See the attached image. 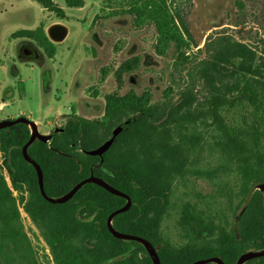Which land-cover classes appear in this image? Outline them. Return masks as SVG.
<instances>
[{
  "label": "trees",
  "instance_id": "obj_1",
  "mask_svg": "<svg viewBox=\"0 0 264 264\" xmlns=\"http://www.w3.org/2000/svg\"><path fill=\"white\" fill-rule=\"evenodd\" d=\"M33 1L64 18L63 9L53 0ZM63 1L69 8L83 6V0ZM139 3L132 2L129 11L136 22L155 24L158 52L164 53L173 43L177 60L186 61L181 50L189 46L183 38L188 32L179 15L168 10L166 0ZM12 37L29 40L47 58L54 57L55 44L41 25L18 30ZM204 46L206 57L186 72L190 81L175 100L150 103L147 95L134 92L108 94L101 119L69 114L62 131L51 132L50 141L35 140L27 149L41 168L44 191L50 197L65 194L90 174L128 195L129 209L115 215L112 226L148 240L160 264H191L208 257L236 264L242 253L264 248V60L251 46L226 34L208 38ZM136 62L127 60L120 69L130 71ZM194 78L202 84L203 100L196 94ZM236 107L242 110L240 121L224 114ZM118 125L123 130L102 160L84 152L108 139ZM207 131L214 132L210 147L222 155L220 170H232L239 179L235 221L218 223L185 204L179 224L205 238L175 247L163 238L161 223L172 187L188 172L193 164L190 157L195 158L205 143L203 132ZM29 134L22 123L0 129V264H37L9 185L18 193L55 264H153L141 244L119 240L107 229V216L125 204L124 198L92 183L64 203L42 197L36 171L22 155ZM215 171L196 172L211 177ZM244 264H264V256Z\"/></svg>",
  "mask_w": 264,
  "mask_h": 264
},
{
  "label": "rangeland",
  "instance_id": "obj_2",
  "mask_svg": "<svg viewBox=\"0 0 264 264\" xmlns=\"http://www.w3.org/2000/svg\"><path fill=\"white\" fill-rule=\"evenodd\" d=\"M136 1L83 0L78 9L66 7L63 0H53L63 8L64 18H60L33 0H0V103H6L0 110V120L23 116L35 122L40 133L49 134L63 126L69 114L101 119L108 94L124 96L134 92L147 95L150 103L175 100L190 81L186 72L206 57L204 44L217 34L248 44L264 60V0H166L168 10L179 15L188 32L183 38L189 46L181 50L186 61L177 60L178 51L173 43L164 53L158 52L155 24H140L129 11ZM56 21L68 27V35L55 43L51 59L31 41L12 37L18 30H34ZM22 49L33 50L35 55L23 54ZM134 58L137 62L133 69H120ZM194 82L196 94L203 100L202 84L196 78ZM241 112L236 107L224 114L240 121ZM213 135V131L203 132L205 143L196 151L195 158L190 157L193 164L188 172L172 187L161 233L175 247L192 239L199 243L205 238L191 232L190 226L179 224L185 204L216 218L218 223L225 219L229 223L235 221L239 179L232 170H220L223 158L210 147ZM206 168H215L216 174L207 177L196 172ZM3 174L9 183L4 170ZM9 187L16 197L20 220L37 264H55L19 202L18 193Z\"/></svg>",
  "mask_w": 264,
  "mask_h": 264
},
{
  "label": "water",
  "instance_id": "obj_3",
  "mask_svg": "<svg viewBox=\"0 0 264 264\" xmlns=\"http://www.w3.org/2000/svg\"><path fill=\"white\" fill-rule=\"evenodd\" d=\"M67 32H68L67 27L61 23H54V24L50 25L46 30L47 37L49 38V40H51L54 43L62 42L65 39ZM128 122L129 121H125L124 124H127ZM18 123H22V124L27 125L29 130H30L29 139L22 147V155H23V158L25 159V161L34 167L36 174H37V181H38L40 193L46 201H48L50 203L67 202L68 200H70L74 196V194L83 185L88 184V183L96 184V185L104 188L105 190H107L111 194L124 198L125 204L122 207L112 211L107 216L106 226H107L108 231L115 238H117L119 240H131V241H135V242L141 244L143 246V248L146 250L148 256L150 257V259L152 261V263L153 264H160V260H159L156 248L148 240H146L140 236H136L133 234H128V233L118 231L112 226L113 217L119 213L127 211L131 205V199L128 195L117 190L116 188H114L110 183H108L104 179L96 177L93 174H90L88 177H86V178L82 179L81 181H79L78 183H76L65 194L57 196V197L48 196L46 194V192L44 191L43 174H42L41 168L32 158H30L27 149L35 140H39L41 142L50 141L52 138V133H49V134L40 133L38 131L37 124L35 122L23 117V116H19V117L14 118V119H2V120H0V129L15 125ZM122 129L123 128L120 125L114 127L112 129L111 135L108 139H106L104 142H102L96 148H93L91 150H85L84 152L88 155L99 156L101 158L102 154L105 153L111 147L115 138L122 132ZM60 131H62L61 127H57L53 130V132H60ZM101 160H102V158H101ZM261 256H264V248L260 249V250H248V251L242 253L238 257L236 264H244L245 262H247L253 258H258ZM210 262H214L216 264H224V262L219 257H209V258H205V259H198V260H194L191 264H208Z\"/></svg>",
  "mask_w": 264,
  "mask_h": 264
},
{
  "label": "crops",
  "instance_id": "obj_4",
  "mask_svg": "<svg viewBox=\"0 0 264 264\" xmlns=\"http://www.w3.org/2000/svg\"><path fill=\"white\" fill-rule=\"evenodd\" d=\"M60 7V6H59ZM60 8H62V7H60ZM63 9V8H62ZM79 9V8H78ZM55 23H61V24H63V25H65L64 23H62V22H59V21H56ZM54 24V23H53ZM51 25V24H50ZM50 25H46V26H44V30H45V33H46V30H47V28L50 26ZM66 26V25H65ZM67 27V26H66ZM67 30H68V27H67ZM47 35V34H46ZM67 35H68V32H67ZM66 35V36H67ZM66 38V37H65ZM26 40V39H25ZM51 41V40H50ZM54 43V42H53ZM55 44V43H54ZM55 55V54H54ZM5 105H6V103H4V102H2V103H0V110H2L3 109V107H5Z\"/></svg>",
  "mask_w": 264,
  "mask_h": 264
},
{
  "label": "flooded vegetation",
  "instance_id": "obj_5",
  "mask_svg": "<svg viewBox=\"0 0 264 264\" xmlns=\"http://www.w3.org/2000/svg\"><path fill=\"white\" fill-rule=\"evenodd\" d=\"M20 52H22L23 54H30L31 56L35 55V51L30 49H22Z\"/></svg>",
  "mask_w": 264,
  "mask_h": 264
}]
</instances>
